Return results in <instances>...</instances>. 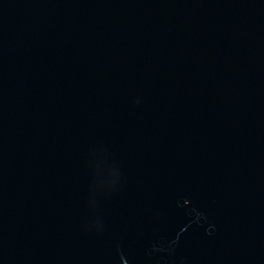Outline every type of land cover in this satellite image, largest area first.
<instances>
[{"label": "water", "instance_id": "95a60500", "mask_svg": "<svg viewBox=\"0 0 264 264\" xmlns=\"http://www.w3.org/2000/svg\"><path fill=\"white\" fill-rule=\"evenodd\" d=\"M0 264H264V0H0Z\"/></svg>", "mask_w": 264, "mask_h": 264}]
</instances>
